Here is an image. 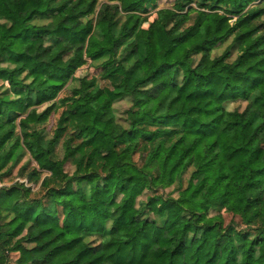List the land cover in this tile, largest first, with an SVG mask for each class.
I'll return each instance as SVG.
<instances>
[{"label": "trees", "instance_id": "1", "mask_svg": "<svg viewBox=\"0 0 264 264\" xmlns=\"http://www.w3.org/2000/svg\"><path fill=\"white\" fill-rule=\"evenodd\" d=\"M159 1L0 0V264H264V0Z\"/></svg>", "mask_w": 264, "mask_h": 264}, {"label": "rangeland", "instance_id": "2", "mask_svg": "<svg viewBox=\"0 0 264 264\" xmlns=\"http://www.w3.org/2000/svg\"><path fill=\"white\" fill-rule=\"evenodd\" d=\"M177 0H160L155 8H150V9H142L140 11V14L145 18V23L142 27V29L144 31H147L150 27V25L159 18V12L162 9H171L174 8L176 5ZM190 7H194L197 8L196 4L191 5ZM188 10V8L186 9ZM196 42H201V38L198 36L195 38ZM232 44V39L229 40V42H227L226 44L221 45L214 53V56H221L224 54V52L226 50H228V48L231 46ZM176 48V45H170L165 38L160 34V33H156L155 34V55H156V59L158 62H161L162 59L164 58V56L170 51V53H172ZM238 53L237 52H233V57L231 58V62L235 61V59L237 58ZM199 58V57H198ZM197 58V59H198ZM107 75L106 72H104L99 64H88L84 67H82L81 69H79L76 73V76L74 78V82L70 83L69 86L64 90V92L61 94V97H64L65 95H68L70 93V91L79 85V79L83 78V77H97L99 78V80H102V78ZM102 86L108 85L106 84L104 81L101 82ZM5 87V86H4ZM131 106V102L130 100H124V101H120L118 103L115 104L114 108H115V112L116 115L118 117L119 120H121L122 122L125 119V112L129 109V107ZM246 107V104L244 102H237L236 104H230L229 105V109L230 110H234V109H240V110H244V108ZM62 111H59V113L56 116H52L50 118V120L45 123L44 125H41L39 127V129L41 130H45L47 134L50 135V137L53 136L54 134V129L56 127V123L57 120L59 118V115L61 114ZM63 143V142H62ZM62 143L60 144V146L57 148V153L59 154V158L63 159L64 156V150L62 147ZM30 162V157L29 154H24L22 156V158L19 160L18 163H16L13 166V171L11 173V175L4 177L3 179L0 180V187H9L11 185H14L15 183H27L25 179H22L19 175L20 170L23 166L29 164ZM66 170L69 174H73L75 168L71 165V164H67L66 165ZM190 175H187V178ZM186 178V179H187ZM27 185L29 187H32L33 191L35 193H37V196H40V194L38 193L39 191V186L34 185V184H28ZM186 186V185H185ZM39 194V195H38ZM167 195L172 194L174 197H177L178 194L176 193V191H174L173 189H169L166 192ZM225 219L226 222L229 223L232 219L233 216L230 214H225ZM237 219V218H236ZM237 221H239V219H237ZM32 246H29L28 249H31ZM17 256L16 255H12L11 257V264H17Z\"/></svg>", "mask_w": 264, "mask_h": 264}]
</instances>
